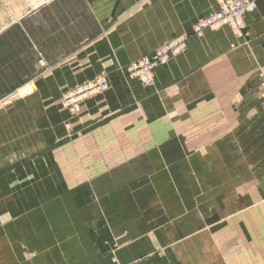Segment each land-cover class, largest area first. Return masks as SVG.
Listing matches in <instances>:
<instances>
[{"label": "crops", "instance_id": "1", "mask_svg": "<svg viewBox=\"0 0 264 264\" xmlns=\"http://www.w3.org/2000/svg\"><path fill=\"white\" fill-rule=\"evenodd\" d=\"M82 1L25 0L0 29L17 34L0 42V264H264V0L246 36L201 38L215 0ZM180 34L186 51L153 86L122 75ZM101 71L108 90L70 118L61 94ZM85 191L111 193V216H74L111 208Z\"/></svg>", "mask_w": 264, "mask_h": 264}, {"label": "rangeland", "instance_id": "2", "mask_svg": "<svg viewBox=\"0 0 264 264\" xmlns=\"http://www.w3.org/2000/svg\"><path fill=\"white\" fill-rule=\"evenodd\" d=\"M25 0H0V29H1V26L3 25V24H7V22H9V23H11V22H14L15 24H19V23H21L22 21L21 20H17V10H16V8H14L13 9V7H15V5L16 4H19V3H21V4H23V2H24ZM63 3V5H64V1L62 2ZM69 5H70V7L73 9V10H80V9H82V8H85V6H84V3H83V1L82 0H68V2H67ZM247 16V15H246ZM200 21V19L193 25V28H192V35H194V37H196V38H201L202 36H203V33H204V31H206V30H212V31H215V30H218V29H220L221 27H227V28H229L227 25H223V26H219V27H217V28H207V29H204V30H202L200 33H197V32H194V29H195V27H196V24L198 23ZM231 32L235 35V36H238V37H241V36H246L247 34H248V32L246 31V24H245V28L243 29V31L241 32V33H236L234 30L232 31L231 30ZM178 36H183V38H184V45H183V48H182V50L180 51V52H178V53H176V54H174V55H171V56H169L167 59H168V61L170 60V59H172V58H174V57H176V56H179V55H181V54H183L185 51H186V47H187V39H188V35H186V34H180V35H177V36H175V37H173V38H171V39H169V40H172V39H174V38H178ZM16 37H17V34L16 33H14V32H9V33H5V36H4V38H2L1 37V32H0V42L2 41V40H5V41H11V40H13V41H15L16 40ZM169 40H166V41H169ZM166 41H164V42H162L161 44H159L154 50H153V52L158 48V47H160L161 45H163ZM2 50L0 49V55H1V52ZM153 52H151V54L153 53ZM142 57V56H141ZM40 58H42L43 60H44V58L43 57H40ZM39 58V59H40ZM140 58V57H139ZM138 58V59H139ZM39 59H38V61H37V64H38V66L39 67H41V69H44L45 68V66H46V61L44 60V66L43 65H40L39 64ZM137 60V59H136ZM134 62V61H133ZM132 63V62H131ZM131 63H129V64H131ZM128 64V65H129ZM166 63H160L159 65H156L154 68H153V71H152V73H153V84H154V77H155V70H156V68H158L159 66H162V65H165ZM128 65H125V66H121L119 69H120V71H121V73H122V75H124V76H126V77H128V79H132V80H136L138 83H139V85L141 86V88H143V89H147V88H150L151 86H153V84L152 85H150V86H148V87H146V88H144L141 84H140V82L137 80V79H134V78H132V77H130V75L126 72V68H127V66ZM98 75H104L107 79H108V77L107 76H109V75H107V73L106 72H104V71H101V72H99V73H96L93 77H95V76H98ZM92 77V78H93ZM91 78V79H92ZM91 79H88V80H85V81H83V82H81V83H79V84H76V85H74L73 87H71V88H69V89H67V90H65L62 94H61V96H60V99H59V104H60V107H61V109L65 112V114H67L70 118H74V117H76V116H78L81 112H82V106H83V104L85 103V102H87L88 100H90V99H93V98H95L96 96H100L101 94H103V93H105L107 90H108V88L104 91V92H102V93H99V94H96V95H93V96H91V97H89V98H87V99H85V101H83L82 102V104L80 105V107H81V109H80V111L78 112V113H73V112H71L67 107H64V105H63V97H64V95L67 93V92H69L70 90H72L74 87H76V86H78V85H80V84H83V83H85V82H87V81H90ZM109 80V79H108ZM259 97L261 98V100H264V81L262 80V84H260V91H259ZM66 126H68L67 124H66ZM80 148H84L83 146H80ZM89 151V150H88ZM92 152H95V151H93V150H91ZM109 163V165H112L113 164V162L112 161H110V162H108ZM106 165H108V164H106ZM84 179H86V178H84ZM113 178L112 177H106V180H107V182L108 183H111V180H112ZM147 180H149V178H146ZM74 181H78L77 180V178H74ZM89 181V180H88ZM136 183L138 184V182H137V180H136ZM144 183V182H143ZM90 184H91V182L90 183H88L87 184V187L85 188V190L87 189V188H91V190H92V187L90 186ZM81 195L83 196V198L84 199H86L87 201H90V202H97V201H102V202H104L105 201V204H106V206H108L109 205V207H111V208H106V209H96V208H91L90 206H88V207H81V208H78V209H76L74 212H75V214H74V216L75 215H77L78 217H80V213L81 212H84V211H87V215H88V217H90L89 218V221L91 222L92 220H91V218H94L95 216L96 217H98V218H105V217H107V216H111V213L113 212L112 211V194L111 193H98V192H95V191H85V192H83V193H81ZM117 195V197H120V198H118V199H120V200H122V202H123V196H122V194H116ZM125 196H126V198H125V201L126 202H130L131 204H132V207H135L134 206V204H133V197H134V199L136 200V201H138V202H141V204L143 205L145 202H149V201H151V200H153V201H155L156 203H158V205L159 204H161L162 203V194L161 193H151V194H148V193H136V194H132V193H125ZM154 203V202H153ZM150 206V205H149ZM143 206H140V205H137V210H136V208H135V210H136V212H137V214H138V216H142V214H143V212H144V208H142ZM126 211V214H124L123 212H125ZM128 209H127V205L125 206V208L123 209L122 208V210H121V212H122V216H126V215H128ZM115 212H116V210H115ZM93 222H95V221H93ZM111 227V226H110ZM89 231L90 232H105V233H108L110 230H109V226L108 225H103V224H101V223H99V224H93V223H90L89 224ZM115 239V238H114ZM75 243V242H74ZM116 245V241H114L113 240V242H112V245H111V247L110 248H112V246H115ZM43 251V250H42ZM43 260H45L46 261V263H48V256H46V257H43L42 258Z\"/></svg>", "mask_w": 264, "mask_h": 264}, {"label": "built area", "instance_id": "3", "mask_svg": "<svg viewBox=\"0 0 264 264\" xmlns=\"http://www.w3.org/2000/svg\"><path fill=\"white\" fill-rule=\"evenodd\" d=\"M218 8V9H217ZM254 6L247 0H220L216 11L207 18L202 19L195 31L200 33L203 28H214L222 23H228L234 30L240 31L243 28L242 16L246 12L252 11ZM184 39L174 38L158 47L152 54L145 55L129 64L126 72L130 77L137 79L146 88L153 82V68L161 61H165L169 56L182 50ZM39 64L43 65L44 60L39 59ZM109 87V80L104 75L93 77L90 81L80 84L67 92L63 97V105L71 112L78 113L80 105L85 99L104 92Z\"/></svg>", "mask_w": 264, "mask_h": 264}, {"label": "bare ground", "instance_id": "4", "mask_svg": "<svg viewBox=\"0 0 264 264\" xmlns=\"http://www.w3.org/2000/svg\"><path fill=\"white\" fill-rule=\"evenodd\" d=\"M219 1L220 0H215V2H214V7H213V9H211L204 17H202L201 19H200V21L202 20V19H204L205 17L207 18L212 12H214V11H216L217 9H216V7H217V4H219ZM249 3H251L253 6H254V8H253V10L252 11H250V12H246L245 14H243V16H242V24H243V28L240 30V31H237V30H234L228 23H222V24H219L218 26H216V27H214V28H217V27H219V26H223V25H227L232 31L234 30L236 33H241L242 31H243V29L245 28V16L246 15H248V14H250V13H252L254 10H255V4H254V1L253 0H247ZM216 9V10H215ZM199 21V22H200ZM198 22V23H199ZM197 23V24H198ZM197 24H196V26H197ZM207 28H211V27H206V28H203L202 30H204V29H207ZM201 30V31H202ZM194 32H196L195 31V29H194ZM179 37H182L183 38V36H178V38ZM184 39V38H183ZM173 40V39H172ZM169 41H171V40H169ZM166 42H168V41H166ZM165 42V43H166ZM182 48H183V45H182ZM168 62V59H166L165 61H161V62H159L158 64H156V65H159L160 63H167ZM45 64H43V66H44ZM155 65V66H156ZM154 66V67H155ZM152 84H153V82H152ZM151 84V85H152Z\"/></svg>", "mask_w": 264, "mask_h": 264}]
</instances>
